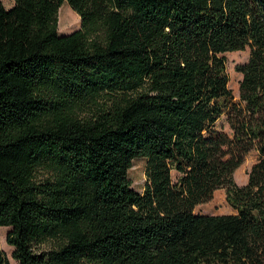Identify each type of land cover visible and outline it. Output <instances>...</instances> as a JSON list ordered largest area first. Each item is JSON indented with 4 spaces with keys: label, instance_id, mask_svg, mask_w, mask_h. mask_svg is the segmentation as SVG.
Listing matches in <instances>:
<instances>
[{
    "label": "trees",
    "instance_id": "trees-1",
    "mask_svg": "<svg viewBox=\"0 0 264 264\" xmlns=\"http://www.w3.org/2000/svg\"><path fill=\"white\" fill-rule=\"evenodd\" d=\"M0 226L16 264H264V0H0Z\"/></svg>",
    "mask_w": 264,
    "mask_h": 264
},
{
    "label": "rangeland",
    "instance_id": "rangeland-1",
    "mask_svg": "<svg viewBox=\"0 0 264 264\" xmlns=\"http://www.w3.org/2000/svg\"><path fill=\"white\" fill-rule=\"evenodd\" d=\"M6 8H11L14 5V0H1ZM71 11V13H70ZM81 28V18L67 2H65L59 10V32L61 35L69 34ZM227 60V72L229 75V88L232 90L236 99L239 98V84L242 79V74L236 70V66L248 60L250 48L245 50L226 52L223 54ZM257 151L253 150L247 154L243 164L236 170L234 177L239 185L246 184L248 181L249 172L252 165L258 160ZM145 158H136L133 161V166L129 170V176L132 180V187L142 193L144 191L146 176H145ZM234 210L226 201L224 189H219L215 192L212 200L200 204L195 208V213L198 214H227L233 213ZM11 230L10 227L0 226V248L9 257L13 264L16 261L12 258L13 246L7 243V234Z\"/></svg>",
    "mask_w": 264,
    "mask_h": 264
},
{
    "label": "bare ground",
    "instance_id": "bare-ground-1",
    "mask_svg": "<svg viewBox=\"0 0 264 264\" xmlns=\"http://www.w3.org/2000/svg\"><path fill=\"white\" fill-rule=\"evenodd\" d=\"M70 13H71V11H70Z\"/></svg>",
    "mask_w": 264,
    "mask_h": 264
}]
</instances>
